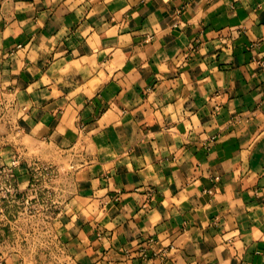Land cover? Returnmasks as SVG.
I'll return each instance as SVG.
<instances>
[{
  "label": "crops",
  "instance_id": "obj_1",
  "mask_svg": "<svg viewBox=\"0 0 264 264\" xmlns=\"http://www.w3.org/2000/svg\"><path fill=\"white\" fill-rule=\"evenodd\" d=\"M36 146L64 263L264 264V0H0V166Z\"/></svg>",
  "mask_w": 264,
  "mask_h": 264
},
{
  "label": "rangeland",
  "instance_id": "obj_2",
  "mask_svg": "<svg viewBox=\"0 0 264 264\" xmlns=\"http://www.w3.org/2000/svg\"><path fill=\"white\" fill-rule=\"evenodd\" d=\"M19 155L23 159L19 160L18 166L25 163L29 168V185L26 189L18 187L15 195L0 198V263L13 248L25 260L29 256L25 261L30 260L32 263L29 264H66L59 259L50 242L54 235L50 224L58 213L54 205L61 193L59 190L67 186L66 173L70 163H60L57 161L58 152L38 146L29 150L25 147L12 154L11 158L16 156L19 159ZM5 183L2 176L0 185Z\"/></svg>",
  "mask_w": 264,
  "mask_h": 264
},
{
  "label": "built area",
  "instance_id": "obj_3",
  "mask_svg": "<svg viewBox=\"0 0 264 264\" xmlns=\"http://www.w3.org/2000/svg\"><path fill=\"white\" fill-rule=\"evenodd\" d=\"M215 108H217V106ZM14 158H16V156H13L5 166H0V178L4 176L6 179V183L0 185V198L2 199L15 195L16 189H18L13 169L18 166L19 159L16 158L17 160H15Z\"/></svg>",
  "mask_w": 264,
  "mask_h": 264
}]
</instances>
